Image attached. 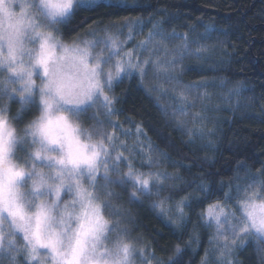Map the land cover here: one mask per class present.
Here are the masks:
<instances>
[{"label":"snow or ice","instance_id":"obj_1","mask_svg":"<svg viewBox=\"0 0 264 264\" xmlns=\"http://www.w3.org/2000/svg\"><path fill=\"white\" fill-rule=\"evenodd\" d=\"M101 3L111 8L136 6L129 0H0V264H135L136 256L142 264H165L146 245L136 247L130 237L128 225L136 221L122 203L125 194L131 205L156 197L151 207L177 231L189 221L192 197L173 201L162 195L169 188L175 194L177 186L167 182L181 179L160 170L171 156L154 145L142 122L133 131L114 119L120 112L114 89L133 76L143 83L149 71L157 78L163 75L173 87L156 86L152 91L173 92L174 106L171 111L161 106V111L191 142L195 136L212 149L215 129L203 124L185 128L177 119L188 116L196 99L206 95L201 89L207 83L178 89L182 81L173 73L185 57H202L208 51L199 39L214 29L205 26L199 39H190L188 33H167L156 23L145 39L125 50L119 39L124 30L126 41L144 32V21L137 17L98 24L86 36L65 40L62 28L81 10H94ZM111 28L120 31L112 33ZM191 31H196L194 26ZM165 38L183 43L170 57L164 49L168 58L161 59L153 45ZM141 51L149 56L142 57ZM233 93L239 94L235 88L229 96ZM11 102L19 104L15 115L10 114ZM191 115L193 124L207 120L200 113ZM26 116L32 118L18 129ZM122 137H134V143ZM239 169L245 170L243 178ZM227 188L223 201L208 203L199 217L206 227L215 228L210 243L218 242L221 264H234L233 255L247 243L264 245V169L253 173L246 163H238ZM198 191L206 195L209 188L201 183ZM232 201L236 210L230 207ZM192 242H199L195 234ZM257 250L264 252V247ZM174 251L179 257L184 249L177 244ZM167 264L180 261L170 257ZM201 264H207V253Z\"/></svg>","mask_w":264,"mask_h":264},{"label":"trees","instance_id":"obj_2","mask_svg":"<svg viewBox=\"0 0 264 264\" xmlns=\"http://www.w3.org/2000/svg\"><path fill=\"white\" fill-rule=\"evenodd\" d=\"M129 3L136 6L111 8L101 3L94 10H81L70 26L62 28L65 40L77 35L86 36L89 28L98 24H119L125 18L139 17L144 21L143 34L126 41L127 32L124 30V35L119 37L125 42V50H128L145 39L156 23H161L167 33H188L190 39H199L205 26L211 25L214 29L211 35L199 39L208 51L202 57H185L173 75L182 81L176 86L178 89L192 82L207 83V87L201 89V93L206 95L196 99L188 116L177 119L185 122V128L195 129L203 124L206 129H215L214 147L209 149L206 140L194 136L192 139L195 142H191L186 131L171 117L165 116L161 106L171 111L174 93L152 91L156 86L165 89L173 87L163 75L157 78L154 72L149 71L143 83L138 76H133L115 87L114 94L118 97L116 107L120 112L114 119L123 123L125 129L133 131L135 124L142 122L154 145L171 156V160L164 161L160 170L181 178L167 182L177 186L175 194L169 188L162 195L171 196L173 201L184 196L193 198L192 207L187 210V226L177 231L158 210L151 207L156 197L144 198L141 205H131L127 203L125 194L122 203L131 210L136 221L128 225L130 237L136 241V247L146 245L165 264L170 257L179 260L180 264H201L206 253L207 264H221L218 244L215 241L210 243L215 229L206 227L199 213L208 203L223 201L228 183L237 175L238 163H246L253 173L264 169V0H129ZM193 26L195 32L191 31ZM110 31L116 33L120 30L111 28ZM182 43L179 39L165 38L153 47L159 48L161 59H165L168 57H165L164 49L168 50L170 57ZM138 54L149 56L142 51ZM221 80L225 81L224 87H220ZM234 88L239 94L229 96V91ZM18 109V103H10L11 115H15ZM192 113L205 115L207 120H197L193 124ZM31 118L26 116L24 122L16 125L17 128L22 129ZM122 139L129 144L134 143V137ZM139 160L137 156V167H140ZM122 169L126 171L123 165ZM239 175L243 178L245 170L239 169ZM239 182L245 181L241 179ZM201 183L209 188L206 195L198 191ZM116 190L122 191L119 188ZM230 207L236 210L235 201L230 202ZM193 234L198 236L199 242L189 244ZM16 239L22 243L18 236ZM177 244L184 249L179 257L174 251ZM258 246L264 247L252 240L243 249H238L232 257L234 264H264V252H259ZM145 256H148L147 251ZM135 264H142L139 256L135 257ZM153 264L157 262L154 260Z\"/></svg>","mask_w":264,"mask_h":264},{"label":"rangeland","instance_id":"obj_3","mask_svg":"<svg viewBox=\"0 0 264 264\" xmlns=\"http://www.w3.org/2000/svg\"><path fill=\"white\" fill-rule=\"evenodd\" d=\"M21 155H23V154L21 153ZM45 171H47V169H45ZM214 229H215V228H214ZM18 238H19V236H18ZM215 243H217V244H218V242H216V241H215Z\"/></svg>","mask_w":264,"mask_h":264}]
</instances>
